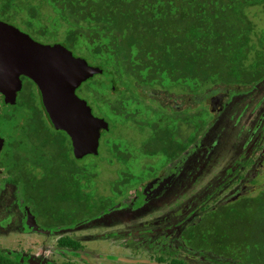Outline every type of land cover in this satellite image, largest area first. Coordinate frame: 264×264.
<instances>
[{"label": "trees", "instance_id": "16d2710c", "mask_svg": "<svg viewBox=\"0 0 264 264\" xmlns=\"http://www.w3.org/2000/svg\"><path fill=\"white\" fill-rule=\"evenodd\" d=\"M49 1L59 14L57 25L65 26L63 39L55 37L56 31L50 32L34 22L35 8H30L22 23L25 29L43 31L46 44H60L73 56L102 71L83 85L98 76L108 78L106 82L93 83L107 90L105 97L98 96L101 105L110 111L108 116H101L90 107L92 115L108 125L107 130L101 131L99 144L101 137L114 128L112 119L137 121L138 112L131 111L129 105L139 98L128 90H136L152 102L146 104L153 112V117L145 120L151 130L147 141L155 142L159 135V139L169 135L174 139L178 121L187 122L185 148L195 142L199 132L205 133L215 124L216 117L209 110L211 97L251 90L264 81V29L257 31L251 17L253 10L264 7V0ZM19 2L0 0V21L19 27L15 19ZM81 43L85 45V55L76 53ZM150 90L157 92L152 95ZM159 99L171 101L172 106L165 110L158 104ZM39 108L45 114L42 106ZM44 114L42 121L47 124ZM141 121L138 122L142 124ZM99 147L95 158L101 156ZM108 152L107 164L126 167L131 152L123 144L119 147L114 143ZM96 169V165L79 163L76 171L65 176L72 179L71 185L60 191L51 189L48 194L46 191V199L51 203L44 204V216L54 221L60 215L62 226L75 224L77 219L69 216L82 205L85 186L81 180L90 183ZM54 213L59 215L54 217ZM52 221L47 230L55 227ZM184 243L193 252L218 260L219 264H264V185L253 197L243 195L207 211L185 231ZM57 244L60 248L81 249L79 242L70 237H61ZM0 264L32 261L0 252ZM170 264L188 263L172 259Z\"/></svg>", "mask_w": 264, "mask_h": 264}, {"label": "flooded vegetation", "instance_id": "af4514ba", "mask_svg": "<svg viewBox=\"0 0 264 264\" xmlns=\"http://www.w3.org/2000/svg\"><path fill=\"white\" fill-rule=\"evenodd\" d=\"M42 26L44 25L42 24ZM14 28L28 35L33 41L39 44L48 46L56 45L46 44V41H43V39L45 40V33L39 29H24L15 26ZM19 80L21 86L19 90L15 91V96L12 100L13 102L9 101L8 94H6L7 91H3L0 86V119H3L4 123H6L10 116H12V113L7 112L6 110L3 111L4 108H10L11 110L17 108L24 112H29V116H22L23 120L16 125L14 131L11 130L14 132L12 135L4 134L3 130L0 128V191H5L7 200L9 203L12 202V206L17 205L27 211L28 216L30 215L32 217L34 222V226L32 227L35 228L36 231L41 233L49 232L50 234H58L59 239L63 236L70 237L72 240L79 242L76 236H67L64 233H70L72 230L81 228L86 226L87 223L93 222V225L90 226L88 230L95 229V231H90L88 233L89 235L96 232L104 233L106 238H109V235H113L114 240L122 242V245L127 248L131 246L133 242L142 241L143 246H146V248L151 247L152 252H159L160 256L156 259H161L163 261L165 256L171 257L181 249L188 253L195 254L196 252H193L184 243V233L188 227L195 222L200 221L203 214L207 211L216 209L220 205L231 203L240 196H243L237 194L229 199L223 200L222 202L220 201L218 204L216 202V206L207 208L203 207L200 210L201 213L198 215L195 214L190 221L188 220V216L183 219L186 215L185 209L188 207L183 204V201L190 198L191 193L193 194L195 201L200 199V195L195 193V188L193 189V185L191 186L190 183L196 182L195 178L201 171H209L208 160H211L214 153L212 152L213 154L211 153L207 157H199L197 155L200 153L199 150H197V147L199 144L202 145V140L200 139L203 138L205 134L203 131L198 133L197 139L192 145H188L184 148V145L188 142V123L185 122L180 124L178 121L177 125L180 127H177V135L174 139H172L170 135L159 139L160 135L157 134L159 135V140L156 139L155 142L153 140H150V142L146 140L143 144L146 154L159 159L161 162L160 167L156 169L146 168L149 171L138 176L136 182L131 184H128L130 181H128V183L126 181L127 179L130 180L132 176L126 177L123 172H121L118 182H110V189L106 193L101 192L98 197H94L91 193L93 198L89 196L90 183L86 184L85 179H82L81 184L85 186V188L82 189L81 194L83 199L81 200L82 205L79 209H75L72 216H69L71 219H77V222L73 225L62 226V219H60V215L56 213H54L53 216L56 217L59 215L57 219L55 218L54 221L48 219L44 216L45 213L43 210L44 204L51 203L46 199V191L48 194L52 191L51 189L60 191V188H65L68 187V185H71L70 183L72 179H66L65 176L72 171H76L79 162L83 161V159L89 155L80 159L74 157L72 142L65 132L56 130L48 118H46L47 120L45 119L47 124L42 121L44 113L39 112V107L42 106L43 110L44 107L37 86L25 76L20 75ZM258 84H256L251 90H254ZM80 87L81 86L76 89L75 94L78 98L83 100L79 95ZM150 92L154 95L157 90H150ZM250 92L251 91H241L234 97L247 95ZM233 95L234 94L228 95L224 93L210 98V110L216 116L214 123H216L218 116L223 113L227 105L231 103ZM85 102L87 103V101ZM158 104L165 108V110L168 109V106H172L171 101H165L164 99H159ZM214 106H218V109L215 110ZM262 115L264 116V113L261 112V117H259V120L255 123L252 130L258 126L262 119ZM180 117H182V115ZM249 122L250 121H248V124ZM259 128L260 132L257 134L258 136H256L251 142V145H253L255 149L259 148V144L264 138V124H259ZM59 132H62L65 135ZM15 135H17V137ZM177 138H180L181 140L179 141ZM216 145L219 146V142H217ZM51 148L53 150H51ZM199 158H202V161L198 167H195L196 161ZM251 162L252 161L247 158L243 161V164L246 166ZM263 162L264 159L260 162L259 167L264 165ZM255 163L254 160L251 167L255 166ZM195 168H197L196 171L198 173L194 178L192 177V179L187 182L188 178L191 177V169ZM232 172L235 173L234 170ZM62 179H65V181H62ZM237 179L238 178L236 177L233 180L236 181ZM233 180H226L227 182L225 181L223 184L216 186V190L220 192L222 189L229 188V186H231L229 184H232ZM210 183L213 184V182ZM210 183L204 185L201 190L204 191L205 189H210ZM239 188L237 186V189ZM8 189L10 190V193H7ZM35 198L37 201H34ZM32 203H36L38 206L36 207L34 206L35 204ZM175 218L180 219L177 220L175 224H171L175 221ZM51 221L55 224V227L53 226L52 230H47V225H49ZM156 232L164 233L162 240L159 242H157L159 239L154 240L153 242H147L148 240H152L150 237ZM136 233H138V241L131 239V234L135 235ZM98 234L99 233L95 236L96 239H101L102 237ZM175 235H177L176 238ZM174 238L178 243L176 246H172L171 243V240ZM79 244L81 245V249L79 250L84 249L82 246L83 244H81V242H79ZM87 247H89V245ZM79 250L71 251L73 255L82 262L81 264H90V261H92L91 250L85 248V255H80ZM2 253L12 256L5 252ZM21 259L30 260L32 261V264H37L36 261L29 257ZM172 259L183 260L184 263L189 261V258L186 256H184L183 259ZM106 260H119L125 264L134 263V261L127 258L124 259L112 256L106 258ZM146 261L148 264H157L153 263L151 260ZM65 262H62L61 264ZM159 262L158 264H163ZM72 263L77 264L75 261H72Z\"/></svg>", "mask_w": 264, "mask_h": 264}, {"label": "rangeland", "instance_id": "374dc122", "mask_svg": "<svg viewBox=\"0 0 264 264\" xmlns=\"http://www.w3.org/2000/svg\"><path fill=\"white\" fill-rule=\"evenodd\" d=\"M49 2V0H20L15 12L16 24L19 28L25 29L24 26L26 25L23 24L22 21L28 17L30 8H35L37 13L34 22L39 25L43 24L50 32L56 31L54 32L55 37L61 40L65 36V26L62 24L57 25L56 21L59 14L52 8ZM251 14L256 30L259 31L264 29V7L259 10H253ZM43 41L45 40L43 39ZM76 53H80L81 55L86 54L85 45L83 43L78 45ZM106 80H108V78L98 76L93 82H89L87 85L82 84V88L79 92V95L87 101L93 112L101 116H108L110 113L109 110H106V108L101 105L102 103H100V97L98 96L103 95L105 97V95H107V90L93 83L94 81L106 82ZM241 91L251 92L247 95L234 97ZM128 92L139 98V100L129 105L131 111L135 110L138 112L137 121L135 123L132 121L125 123L124 121H119L118 118L112 119L114 128L111 129L109 134H105L101 137V142L99 144L100 158L89 155L83 159V161L79 162L80 164L87 163V165L90 166H97L95 171L97 175L94 174L95 177L89 184V196L92 198L93 195L94 197H98L101 192L106 193L110 189V182H118L121 172L127 177L132 176L131 180H128L131 181L128 184H131L133 179H137L138 176L149 171L146 168L156 169L160 167L161 162L159 159L147 155L143 147V144L151 135V130L145 123L146 119L153 117V112L146 105L149 99L144 94L137 93L136 90H128ZM149 103L152 104L150 101ZM214 109H218V106H214ZM5 110L12 113V116H10L6 123H4L3 119H0V128L3 130L4 134L12 135L14 132L11 130L14 131L16 125L23 120L22 116L25 115L28 117L29 112H24L17 108L12 110L10 108H4L3 111ZM261 112L264 113V81L258 84L254 90H238L235 92L231 103L228 104L223 113L218 116L216 123L205 132L203 138L200 139L202 140V145L199 144L197 147V150H199L201 154L198 152L199 154L197 155L199 157H207L212 152L214 154L212 153L211 160H208L209 171H201L195 178L196 182L190 183L191 186L193 185V189L195 188V193L200 195V199L195 201L191 193V197L183 201V204L188 206L185 209L186 215L183 219L188 216V220L190 221L195 214L198 215L201 213L200 210L203 207L216 206L220 201L222 202L237 194L253 197L261 186L264 185V165L259 167L260 162L264 159V138L261 140L258 149H255L253 145H251L252 140L258 136L257 134L260 132L259 124H264V116L262 115V119L258 126L252 130L255 123L259 120V117H261ZM139 120H142V124L138 122ZM248 121H250L249 124ZM15 136L17 137V135ZM177 139L179 141L181 140L180 138ZM217 142H219V146L216 145ZM114 143L119 147L123 144L125 148L131 152L130 157H127L126 167L124 168L117 163L110 166L105 161L110 157L108 147H111ZM247 158L252 162L244 166L243 161ZM254 160L256 162L255 166L251 167ZM201 161L202 158H199L196 161L195 167H198ZM89 169L90 167L88 170ZM196 169L197 168L191 169V177L188 178L187 182L198 173ZM233 170L235 173L232 172ZM236 177L238 179L234 181L233 179ZM226 180H233V185L229 184L231 185L229 188L222 189L218 192L216 186L223 184ZM253 181H255V183H253ZM210 182H213V184ZM208 183H210V189H205L206 191L201 190V188ZM237 186L238 188L240 186L241 191L240 188L237 189ZM7 193H10L9 189ZM11 203L8 202L5 191L1 190L0 251L15 257H29L36 261L37 264H61L65 261H75L77 264L82 263L73 255L71 250L60 249L57 246V240L59 239L58 234L36 231L29 223V217L31 218V216H28L27 211L23 210L20 206H12ZM179 219L180 218H175V221L171 224H175ZM92 225L93 222H90L87 223L86 226L72 230L70 233H64L67 236H76L77 240L83 244L82 246L84 249L89 248L91 250L92 261H90V264H125L119 260H106V258L111 256L130 259L134 261L133 264H148L146 260H151L153 263L158 264L159 261L156 258L160 256V253L152 252L151 247L146 248V246H143L142 241L133 242V244L127 248L122 245V242L114 240L113 235H109V238H106L104 233L102 234L100 232L89 235L88 233L90 231H95V229L88 230ZM97 233H99L98 235L103 239H96L95 236ZM176 236L177 235H175V238ZM137 237L138 233L135 235L131 234V239L138 241ZM163 237V232H156L150 237L152 240H148L147 242H153L158 239L157 242H159ZM175 238L171 240L172 246L178 245ZM88 245L89 247H87ZM84 249L79 250L80 255H85L86 251ZM184 256L189 258L188 264H219L217 263L218 260L213 261L211 257L205 258L197 253L191 254L182 249L171 257L165 256L161 263L170 264L172 258L183 259Z\"/></svg>", "mask_w": 264, "mask_h": 264}, {"label": "water", "instance_id": "95a60500", "mask_svg": "<svg viewBox=\"0 0 264 264\" xmlns=\"http://www.w3.org/2000/svg\"><path fill=\"white\" fill-rule=\"evenodd\" d=\"M101 73L62 45L39 44L0 21V86L13 102L21 86L19 76L31 80L40 91L48 120L69 137L77 159L96 156L101 131L108 129L107 123L94 117L87 103L75 94L82 83ZM29 223L34 226L32 217Z\"/></svg>", "mask_w": 264, "mask_h": 264}]
</instances>
